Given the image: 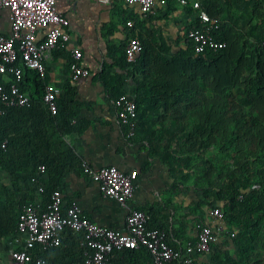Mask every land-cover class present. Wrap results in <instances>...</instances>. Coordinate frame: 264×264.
Wrapping results in <instances>:
<instances>
[{
	"label": "trees",
	"instance_id": "1",
	"mask_svg": "<svg viewBox=\"0 0 264 264\" xmlns=\"http://www.w3.org/2000/svg\"><path fill=\"white\" fill-rule=\"evenodd\" d=\"M254 1L251 17L264 23V12L259 11L261 0ZM176 2L167 0V5ZM202 9L219 24L213 33L225 43L224 48L198 56L194 43L187 38V50L167 59L156 47L142 42L144 48L134 62L135 71L144 75L145 80L138 85L149 95L153 109L161 111L165 118L169 114L182 115L180 111L186 104L187 117L177 121L181 129L189 130L183 138L174 139L180 147L176 155L183 158L167 152L163 159L172 171L178 172L180 182H191L201 189L207 203H225L224 209L220 208L224 220L239 228L241 254L248 259L253 240L264 223V35L256 37L254 42L246 41L243 32L231 22L230 10L224 8L221 0H202ZM197 28H202L199 19L190 30ZM124 54L127 62L125 51ZM109 70L105 65L100 77L116 99L123 92L119 82L112 81ZM44 78L36 71L26 70L22 89L30 91V106L11 108L0 117V170L10 175L12 183L11 187L6 186L0 176V240L10 234L18 235L21 207L30 203L38 189H43L42 202L47 205L65 175H85V160L67 141L68 136L81 132L72 123L78 110L70 107L76 88L69 83L58 93V112L53 115L43 101L47 87ZM135 101L138 127L143 101L140 96ZM149 146L153 152L159 151L152 140ZM168 146L165 149L170 150ZM43 165L49 183L40 178L39 168ZM21 182L25 187L16 191ZM20 194L23 201L17 200ZM142 211L149 218L148 229L166 231L152 225L154 211ZM78 238V233L67 228L61 233L59 247H39L31 250V254L43 257L48 263V254L57 252L68 242L74 246L68 264L74 259L82 261Z\"/></svg>",
	"mask_w": 264,
	"mask_h": 264
},
{
	"label": "crops",
	"instance_id": "2",
	"mask_svg": "<svg viewBox=\"0 0 264 264\" xmlns=\"http://www.w3.org/2000/svg\"><path fill=\"white\" fill-rule=\"evenodd\" d=\"M194 1L202 4V0H189L187 5H181L177 0L172 6H158L152 14L146 15L137 6H128L121 0H113L112 4L105 6L99 0H57L58 11L69 21L67 30L70 46L67 51L54 49L46 53L44 80L46 85L55 86L59 94L69 83L76 88L77 94L70 107L78 110L72 123L81 132L76 131L68 136L67 141L85 162L96 169L116 166L127 173L138 171L131 207L154 211L152 225L166 230L168 242L173 248H184L187 244L196 242L201 225H209L215 231L222 227L223 232L219 233L218 241L212 244L211 250L197 255L198 264H264V223L253 240L250 256L245 259L241 254L242 244L238 241L239 228L229 225L225 220L219 221L212 215L215 208L224 209L225 203H207L203 192L199 191L201 189L191 182H180L178 172L172 171L163 159L167 152L178 156V159L183 158L176 155L180 147L174 139L183 138L184 133L189 130L178 126V121L185 119L189 113L186 104L180 111L182 115L169 114L165 118V114L153 109L149 95L138 85L145 80L144 75L135 71L134 63L124 62V51L131 36H137L143 43L156 47L167 59L187 50V33L198 20V11L192 6ZM221 2L225 9L230 10L231 22L243 32L246 41L254 42L256 37L264 35L263 21H255L251 17L256 3L254 0ZM261 3L259 11L264 12V0ZM128 21L134 22L133 28L128 27ZM48 30H39L38 42L46 38ZM10 33L9 11L2 9L0 36H9ZM76 47L83 53L81 66L90 71L89 77L77 81L72 78L70 53ZM140 56L141 54L137 58ZM105 65L110 67L112 81L119 82L118 87L123 94L135 99L139 96L142 98V116L138 119V133L133 139L127 138L126 128L118 124L113 106L115 97L106 90L101 80L100 73ZM161 138L164 141L158 142L157 139ZM169 139H172L170 144ZM150 140L158 148V152L151 150ZM167 144L170 145V150L165 149L169 147ZM43 166L39 168L40 178L49 183L45 166V171L41 172ZM0 176L6 186H12L8 173L0 170ZM18 187L23 189L25 184L19 183L16 191ZM55 191H60L63 195V213L72 203H76L83 214L97 224L113 230H125L129 210L118 202L105 198L98 186L82 173L65 175ZM20 195L17 200L23 201ZM43 199V194L38 189L29 202H44ZM25 205L26 203L23 206ZM81 235L80 233L78 238L80 249ZM23 248L24 238L19 234L2 238L0 264H8L11 253ZM73 251L74 246L66 242L62 249L48 254L50 261L46 264H68ZM83 259H74L71 263L83 264ZM109 264H154V260L143 249L136 252L123 250L115 251L110 256Z\"/></svg>",
	"mask_w": 264,
	"mask_h": 264
},
{
	"label": "built area",
	"instance_id": "3",
	"mask_svg": "<svg viewBox=\"0 0 264 264\" xmlns=\"http://www.w3.org/2000/svg\"><path fill=\"white\" fill-rule=\"evenodd\" d=\"M112 1L99 0V3L105 6L112 4ZM121 1L128 6H137L146 15L152 14L158 6L167 5V0ZM179 3L187 5L188 1L179 0ZM192 6L198 11V19L202 25V28L192 29L187 33V38L194 43L195 54L200 56L208 50L224 48L225 43L220 42L213 33L219 28V24L202 9V4L194 1ZM2 9L9 11L11 33L9 36H0V117L11 108L30 106L31 95L22 89L25 71H36L44 76L46 53L54 49L68 50L70 46L67 30L69 21L58 11L57 0H0V10ZM127 25L133 28L134 22L128 21ZM44 28L49 29L46 38L38 42L37 34ZM143 48L141 39L131 36L125 51L127 62L134 63ZM70 53L73 80L89 77V70L81 66L82 51L76 47ZM57 96V88L47 85L43 101L53 115L58 112ZM113 106L118 124L127 129V138H134L137 134L138 114L135 98L123 94L113 100ZM83 170L105 198L114 200L129 210L125 230H113L97 224L86 217L76 203H72L63 213V195L60 191H55L47 205L42 201H35L23 206L18 234L24 238V248L13 251L8 264H46L43 257L33 256L31 250L59 247L61 233L67 228L82 234L80 246L84 252L83 264H109L110 256L115 251L141 248L151 254L154 264H198L197 255L209 252L212 244L218 241L219 233L223 232L222 227L215 231L209 225H201L196 242L175 249L169 244L166 231L148 229L147 214L131 207L139 174L137 170L127 173L116 166L96 169L87 162L84 163ZM44 171L43 166L41 172ZM42 192L43 189H40V193ZM212 215L217 220L224 221L220 208H215Z\"/></svg>",
	"mask_w": 264,
	"mask_h": 264
},
{
	"label": "rangeland",
	"instance_id": "4",
	"mask_svg": "<svg viewBox=\"0 0 264 264\" xmlns=\"http://www.w3.org/2000/svg\"><path fill=\"white\" fill-rule=\"evenodd\" d=\"M189 1V0H188Z\"/></svg>",
	"mask_w": 264,
	"mask_h": 264
}]
</instances>
